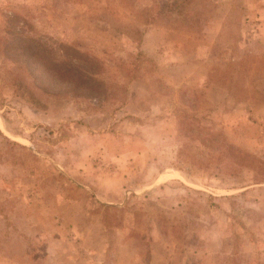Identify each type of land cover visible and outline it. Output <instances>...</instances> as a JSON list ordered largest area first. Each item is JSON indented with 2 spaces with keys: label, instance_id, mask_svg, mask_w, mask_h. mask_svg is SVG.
I'll return each instance as SVG.
<instances>
[{
  "label": "rangeland",
  "instance_id": "1",
  "mask_svg": "<svg viewBox=\"0 0 264 264\" xmlns=\"http://www.w3.org/2000/svg\"><path fill=\"white\" fill-rule=\"evenodd\" d=\"M0 264H264V0H0Z\"/></svg>",
  "mask_w": 264,
  "mask_h": 264
},
{
  "label": "trees",
  "instance_id": "2",
  "mask_svg": "<svg viewBox=\"0 0 264 264\" xmlns=\"http://www.w3.org/2000/svg\"><path fill=\"white\" fill-rule=\"evenodd\" d=\"M5 46L4 53L12 51L14 54L13 56L9 53L7 59H16L20 66L24 63L28 67V73L32 79H36V73L40 71L39 74L42 77L45 76V79H48L52 87L60 89L64 86L73 85L76 89L86 90V92H89L97 84L95 75L98 73L96 71H87L82 67L78 70H70L65 66V48L63 46H55L51 51V48H43L42 45L25 40L18 34H14L13 38ZM218 141L217 136L211 134V144ZM235 150L243 155V152L237 150V148L235 149L232 145H227L225 149L227 153Z\"/></svg>",
  "mask_w": 264,
  "mask_h": 264
}]
</instances>
